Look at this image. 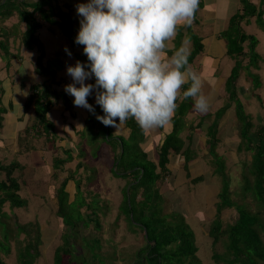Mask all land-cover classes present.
I'll return each instance as SVG.
<instances>
[{
  "label": "crops",
  "instance_id": "1",
  "mask_svg": "<svg viewBox=\"0 0 264 264\" xmlns=\"http://www.w3.org/2000/svg\"><path fill=\"white\" fill-rule=\"evenodd\" d=\"M251 1L256 13L245 17L240 22V28L242 32L252 36L253 41L256 42L255 52L257 56H254L255 63H249L251 41L250 38L245 39L242 43L244 48L242 69L236 84L246 73V70L248 72L250 68L255 71L252 72L254 76L262 75L263 69L257 70L255 66L259 64L264 66V37H262L264 33L258 27H264V0ZM82 2H86V0H0V165L8 167L13 165L22 168L23 182L20 181L21 187L18 191L20 197L23 195L24 186H26L33 193L42 196L49 195L57 209V188L54 187L55 180L53 177L56 172L60 175L59 172L65 168V161L61 160L60 147L66 148L67 142L61 137L59 139L61 142H58L59 149H55L54 145L49 148L44 146L45 136L49 134L46 133V126L49 125L44 126V124L37 122L36 100L32 97V92L35 90L37 93L43 94L44 97L46 96L45 101L50 100L49 98L53 99L54 102L52 101V106L47 113L48 120L55 129V122L58 121L59 115L65 116L63 121L66 122V131H70V134H73L74 139H76V134L71 131V128L74 126L75 128H72L74 131L84 129L89 112L83 107L74 106V98L64 91V86L68 84V75L63 72L66 68V61L61 59L64 55L70 63H75L76 60L87 61V57L83 54V46L74 42L80 27V17L76 11V5ZM243 7L242 0H200V7L195 14L192 25L186 30L180 29L176 39L169 42L170 48L178 47L186 31L191 38V55L194 50L197 51V46L200 44V49L195 55L192 57L190 55L189 63L202 78L203 89L211 98V106L206 113L195 110L191 98L182 102L178 101L179 106L171 123L166 127L144 131L140 137L139 145L146 152L148 159L158 163L161 155L160 148L167 136L174 130L176 117L184 113L180 117L181 122H183V126H181L183 129L177 136L183 140L184 145L181 151L170 154L166 173L169 176L173 174L177 184H180L181 181L184 183L189 180L188 184H190L203 180L197 162L200 160L201 152L206 147H208L210 154H217L211 149L209 142L214 136L216 144V134L219 129L224 126L227 128L231 123L233 128L234 126L240 128L242 137L243 127L237 115V101L235 102L230 98V93L226 88L227 80L236 64V60L228 55L226 34L231 26L232 17ZM50 16H53L56 21L46 19ZM259 18L262 22L258 20ZM29 20H33L37 28L33 35L26 37L25 34L30 30ZM65 46L70 49L71 57L65 52ZM41 54L43 55L40 62ZM56 56L60 57L61 60H59L58 65L54 61ZM245 65L247 66L244 67ZM243 78L246 82L240 88L244 89V96L245 94L252 95L251 89L260 88L259 79L253 82L252 80L247 81L246 76ZM260 79L262 80V78ZM5 83H7V88L4 87ZM87 83H94V80ZM252 83L254 86H251ZM184 87L187 88V85ZM24 92H27V95H24ZM255 95L257 94L255 93ZM224 96L226 97L225 101L222 99ZM88 102L94 106L91 96L88 97ZM226 106L229 107L224 110ZM243 107H245L244 104ZM246 114L249 120L253 121V114L251 112H246ZM117 123H119L118 120ZM111 127L115 135L126 138L132 132L131 124L128 121L118 125L117 128ZM51 134L52 137H55L53 133ZM251 137L253 142L257 140L259 142V132L253 133V127ZM87 144L88 142L85 140L84 146L86 152L89 153ZM104 145L107 143L101 145L100 150H104L102 148ZM36 151L38 154L34 156ZM104 151L108 152L109 150ZM186 153L191 155L188 162L185 157ZM104 154L107 153L104 152ZM81 164L82 162H79V166ZM216 169L218 172V167ZM17 172L16 170L15 176H18ZM190 175L193 176L186 180ZM5 178L6 172L1 170L0 180ZM69 182L68 179L67 191H69L67 189ZM75 186L76 184H74ZM209 193L208 190L205 195L207 202H210ZM21 200L26 202V205L23 206L27 208L29 201L22 197ZM5 205L10 208V211H4L7 214L4 218L9 217V214L16 213V209H20L19 206L13 208L9 201L1 208L4 209ZM18 221L26 223L29 220L18 219Z\"/></svg>",
  "mask_w": 264,
  "mask_h": 264
},
{
  "label": "rangeland",
  "instance_id": "2",
  "mask_svg": "<svg viewBox=\"0 0 264 264\" xmlns=\"http://www.w3.org/2000/svg\"><path fill=\"white\" fill-rule=\"evenodd\" d=\"M258 27L264 33V27ZM262 37H264V34H262ZM251 58L255 63L254 56H251ZM59 60L60 57H54L57 65L60 63ZM61 60L66 61V67L69 64H75L70 63L64 55ZM248 67L250 66L248 65ZM263 67L261 64L255 66L257 70L261 71L263 69L260 76L253 75L255 72L252 71L253 68H250L248 72L246 70V73L243 74V76H246L247 81L252 80L254 82V80L259 79L258 85L260 88L251 89L252 95L245 94L244 96V89L240 88L246 82L243 76L236 84L237 96L240 102L245 105L243 111L253 114V133L256 134L264 126ZM63 72L67 74L66 68ZM71 82V77L68 75L67 83ZM251 86H254V84L252 83ZM259 94H261V97L258 96ZM94 96L95 93L91 95V101L94 103L93 107L97 114V112L100 113L101 107L95 104ZM49 99L51 102L53 101L52 98ZM222 99L225 101L226 97L224 96ZM96 114L89 112L84 129L74 131L72 128L75 127L72 126L71 131L76 134V139H74L73 134H70V131H66V122L63 121L66 117L59 115L58 121L55 122L56 128L47 134L44 139L46 148L54 145L55 149H59L58 142H61L59 139L63 137L67 142L66 148H70L66 150L65 147H60L61 159L65 161V168L59 172L60 175L57 174L53 179L55 180V188L61 184L62 180H70L67 186L71 193V197H69L71 199L70 212L68 213L74 216L71 223L79 222L78 226L74 230H69L72 233H66L69 228L66 225L64 226L62 217L58 214V209L50 196L33 193L30 188L24 186L21 197L29 201L27 208L20 205V209H16V213L19 215L13 211L12 215L9 214V217L4 218L5 222L0 221L4 225L7 223L9 229V239L3 241L1 245L3 249L4 246L9 245V251L5 249L0 251L1 258L6 264H20L19 253L25 254L23 259L26 261L31 260L33 264H53L55 249L59 245H63L66 249L61 253L63 255L62 264H88V262L89 264H134L135 257L136 255L138 257L139 252L143 257L141 264H149L145 258L148 244L145 237L146 233L141 228L140 222L130 221L129 218V215L132 214L130 205L136 201L132 199L134 191L132 190L130 193L128 191L136 174L129 173V176L120 177L112 172L115 157L116 159L121 158V162L126 157L123 158L121 155L122 145L112 144V142L117 144L119 142L114 139L108 141L107 137L105 139L104 134L107 127L96 119ZM225 127L219 129L216 134V147L213 150L217 154H210L208 147L200 154V160L197 164L200 175H203L202 181L188 184V179L193 176L190 175L186 178L187 182L183 183L181 181L180 184H177L173 174L170 176L165 174L159 180L161 192L166 200L164 209L166 215L164 217L168 218V221L173 225L171 227L177 226L179 228L181 225L177 223V218L167 217V214L179 213L184 217L189 229L194 232L193 239L197 246V257L194 260L188 257L184 264H232L233 255L228 249L229 238L225 230L238 219V211L234 206L218 207L222 201L220 194L223 180L216 169L218 167L217 160L223 161L224 171L230 182V198L232 201L259 216L260 225L258 229L264 241V203L256 197L252 189L255 174L251 172L253 155L258 151L261 143L258 140L253 143L243 140L240 128L236 126L233 128L231 123L227 128ZM111 132L115 135L112 127ZM51 133L55 137H52ZM124 138L127 140L126 137ZM85 140L88 142L89 153L86 152L84 146ZM106 143L107 145L102 146V148L109 150L108 152L100 150L101 145ZM124 147L126 149L134 148V145L126 143ZM104 152L107 154H104ZM37 154L38 151L34 152V156ZM79 162H82L80 166ZM157 171H160V167ZM166 178L168 179L166 180ZM74 184H76L75 187ZM77 184H79L80 189H77ZM166 190L167 192H164ZM208 190L210 191V202H207L205 196ZM142 191L143 188H140V192ZM142 198L143 195L140 193L138 199ZM5 208L6 210H4ZM4 209L2 210L5 212L10 211L7 205L4 206ZM79 212L82 215L79 216ZM68 213L66 215L67 220L70 215ZM15 217L21 220H31L33 223L37 222L39 226L30 227L31 233L22 231L17 235L19 228L15 223ZM218 217L221 222L220 232L222 233L214 243V237L210 232ZM164 223L166 224L165 228L170 226L168 222H162V224ZM38 228L43 234L42 243L37 249L39 254L35 255L36 249L34 247L31 249L26 245L35 237ZM0 229V240H2V236L6 232V226L0 224ZM172 233L176 234L177 232L173 230ZM66 235L68 238L72 236L70 241L73 242V246L69 250L66 247ZM34 256L37 257L34 258ZM168 257L163 259V264H179L175 250H171ZM256 264H264V260L257 258Z\"/></svg>",
  "mask_w": 264,
  "mask_h": 264
},
{
  "label": "clouds",
  "instance_id": "3",
  "mask_svg": "<svg viewBox=\"0 0 264 264\" xmlns=\"http://www.w3.org/2000/svg\"><path fill=\"white\" fill-rule=\"evenodd\" d=\"M199 7L200 0L78 3L80 27L74 42L83 46L87 61L76 60L66 67L72 82L64 91L74 98V106L96 114L88 102L95 93V102L103 111L96 119L102 124L117 128L134 119L144 131L171 123L178 101L191 98L195 110L206 113L211 98L189 63L190 36L185 31L179 46L169 47L180 29L192 25ZM65 52L72 56L67 46ZM93 78L94 83L86 82Z\"/></svg>",
  "mask_w": 264,
  "mask_h": 264
},
{
  "label": "trees",
  "instance_id": "4",
  "mask_svg": "<svg viewBox=\"0 0 264 264\" xmlns=\"http://www.w3.org/2000/svg\"><path fill=\"white\" fill-rule=\"evenodd\" d=\"M244 7L238 11L231 19V26L227 31V41H228V55L236 60V64L233 68V71L230 77L227 80V91L230 93V98L232 100L237 101V115L242 123V139L246 140L249 143L253 142L251 137V129L253 127L252 121L249 120L247 114L243 111V106L237 97V86L236 82L239 77V73L242 69V55H244V48H243V41L245 39H249L251 41L250 44V63L253 62L251 56H257L255 52V41H253L252 36H248L245 32H242L240 28V22L245 19V17L249 15H253L256 13V9L254 8V4L251 0H242ZM261 13V12H260ZM49 21H56L53 16L46 18ZM258 20H261L260 18ZM30 22V30L25 34L33 35L34 30L37 26L34 24L33 20H29ZM200 43V42H199ZM200 45V44H199ZM197 46V51L200 49V46ZM194 50V53L191 55H195L197 52ZM42 55H40V62ZM32 97L36 100V120L40 124H47L46 126V133H50L53 131V125L47 118V113L52 106V102L50 100L45 101L46 96L44 97L43 94L37 93V91L33 90ZM229 107L226 106L224 110ZM223 112V111H222ZM99 115H103L102 109L100 113L97 112ZM181 113L175 119L174 130L167 136L166 140L162 144L160 148V159L158 163L148 159L146 152L141 148L139 145V139L143 135L144 130H142L139 125L135 122L134 119H129L128 122L131 124V134L125 140V138L121 135H113L111 132V126H106L107 130H105L104 137L112 140L114 139L117 143L116 145H122L123 151L122 156L126 157L124 161L121 162L120 159H114L112 164V172L116 176L126 177L129 176V173L136 174L135 178L132 179L130 183V189L128 193L134 191L133 193V202L131 206V215H129L130 221H138L140 222L141 228L145 231L146 240L148 242L146 247V255L145 258L147 259L149 264H163L164 258H169L168 254L171 250H175V254L178 257L179 264H184L188 257H191L194 260L196 256L197 246L194 242V232L189 229L188 225L185 223L184 217L179 213H172L167 214V217H174L178 219L179 228L177 226H173L169 221L168 218L164 217L165 209V196L161 192V188L159 186V180L167 173L168 171V163H169V156L172 152H179L181 151L184 142L182 139L178 138V133L183 126L182 120H180ZM221 114V113H220ZM259 145L258 151L256 154L253 155L252 161V174H255L252 189L256 195V197L264 203V126L259 130ZM106 141V140H105ZM129 143L133 144V147L126 149L124 144ZM211 144V149L215 148V138L213 136L212 140L209 142ZM117 150V149H115ZM61 155V154H60ZM187 162L190 160L191 155L186 153L185 155ZM60 160V158H59ZM63 161V159H61ZM18 165V164H16ZM158 167H160V171H157ZM224 164L223 161L218 162V173L222 176L223 186L222 192L220 194L222 201L218 207L222 206H234L238 211V219L230 225V227L225 230V233L228 234L229 244L228 249L233 255L231 259L232 264H256V259H263L264 260V241L261 236V233L258 229L260 225V218L257 214L249 211L242 205L235 204L232 199L230 198V186H229V178L224 171ZM4 170L6 172V178L0 180V221H4V217H6V213L2 210V206L6 202H10L12 207L24 205L26 202L21 200L18 191L21 187L20 181L23 182L22 177V168H17L16 166H3L0 165V171ZM18 171V176H15V171ZM57 175V172L54 176ZM21 176V177H20ZM68 179L62 180L61 184L56 189V197L58 198V214L62 217V221L64 226L66 225L69 229L66 233H72L69 230H74L79 222L71 223V220L74 219V216L68 212H70V192L66 190V184ZM140 188H143V191L140 192ZM77 189L79 188V184H77ZM142 193L143 198L138 199L140 193ZM126 196V193L124 197ZM15 200V202H14ZM126 200V197H125ZM131 202V201H130ZM74 212V211H73ZM69 215V219H66V215ZM82 215L79 212V216ZM168 222L170 225L166 227V224H162V222ZM0 223L2 226H6V232L2 236V240H0V251L8 250V246H1L3 241H8L9 239V229L6 225ZM15 222V221H14ZM18 225V232L16 233L19 235L22 231L25 233H31L30 227H37L39 226L37 222L33 223L29 220L26 223H20L18 219L15 222ZM30 225V226H29ZM17 227V226H16ZM73 228V229H71ZM221 228V222L219 217L216 218L215 222L213 223L212 231L210 232L211 235L214 237V243L219 238ZM1 230V229H0ZM176 231V234H173L172 231ZM11 234V233H10ZM77 234V233H76ZM70 238L66 235V247L69 250L71 246H73V242L70 241ZM64 239V237H63ZM42 243V232L39 230L35 237L26 245L27 247L31 248L34 247L35 255L39 254L38 246ZM63 250H66L63 245L57 246L55 249L54 255V264H62V256L61 253ZM7 251V252H8ZM26 253V251H24ZM25 254L19 253V261L20 264H33L31 260L26 261L23 259ZM37 256H34V258ZM139 257V258H138ZM138 257L136 255V261L134 264H141L143 261V257L138 253ZM99 259L98 256H96ZM0 264H6V262L1 258L0 255ZM89 264V262H88Z\"/></svg>",
  "mask_w": 264,
  "mask_h": 264
}]
</instances>
